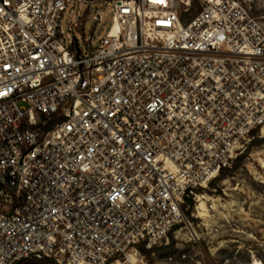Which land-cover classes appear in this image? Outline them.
<instances>
[{
	"label": "built area",
	"instance_id": "built-area-1",
	"mask_svg": "<svg viewBox=\"0 0 264 264\" xmlns=\"http://www.w3.org/2000/svg\"><path fill=\"white\" fill-rule=\"evenodd\" d=\"M200 4L0 0V264L153 248L264 126V23Z\"/></svg>",
	"mask_w": 264,
	"mask_h": 264
},
{
	"label": "rangeland",
	"instance_id": "rangeland-1",
	"mask_svg": "<svg viewBox=\"0 0 264 264\" xmlns=\"http://www.w3.org/2000/svg\"><path fill=\"white\" fill-rule=\"evenodd\" d=\"M244 1L264 23V0ZM180 6L189 8L182 17L188 22L201 4L200 0H180ZM110 21L111 17L107 28ZM104 22L95 27L88 19L84 30L76 31L80 42L83 36L92 43L103 37ZM185 212V223L159 244L151 249L139 244L137 251L130 252L133 263L129 256L116 264H264V126L251 134L231 167L196 189Z\"/></svg>",
	"mask_w": 264,
	"mask_h": 264
},
{
	"label": "trees",
	"instance_id": "trees-1",
	"mask_svg": "<svg viewBox=\"0 0 264 264\" xmlns=\"http://www.w3.org/2000/svg\"><path fill=\"white\" fill-rule=\"evenodd\" d=\"M237 159V158H236ZM225 170V169H224ZM223 171V170H222ZM189 200V198L187 199ZM31 260H35V259H31ZM35 264H56L55 262H53L52 260H35Z\"/></svg>",
	"mask_w": 264,
	"mask_h": 264
},
{
	"label": "bare ground",
	"instance_id": "bare-ground-1",
	"mask_svg": "<svg viewBox=\"0 0 264 264\" xmlns=\"http://www.w3.org/2000/svg\"><path fill=\"white\" fill-rule=\"evenodd\" d=\"M206 184H207V183L203 184V186H206ZM203 205H204V204H203ZM133 255H134V254H131L130 257H129V261L132 262V263H133V260H132L131 257H132Z\"/></svg>",
	"mask_w": 264,
	"mask_h": 264
}]
</instances>
